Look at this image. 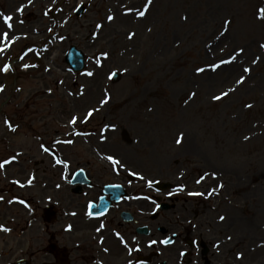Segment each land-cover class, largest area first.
<instances>
[{"label":"rangeland","instance_id":"374dc122","mask_svg":"<svg viewBox=\"0 0 264 264\" xmlns=\"http://www.w3.org/2000/svg\"><path fill=\"white\" fill-rule=\"evenodd\" d=\"M80 2L88 10L77 19ZM0 8L16 12L8 39L22 34L11 53H5V62L20 54L21 66L29 67L0 74V159L29 149L23 160L33 162L36 156L43 163L33 136L49 141L58 131H68L67 137L77 142L73 156L82 164H90L95 151L115 154L133 169L173 182L183 177L192 189L199 186L202 227L227 247L216 259L264 264V19L259 18L264 0H0ZM1 31L0 43L1 34L8 33ZM73 45L86 54L83 74H73L65 64ZM3 61L1 57L0 66ZM112 72L122 75L116 83L110 80ZM71 119H78L74 129L67 128ZM5 124L19 129L10 133ZM74 131L92 132L87 144ZM107 137L108 143H102ZM1 140L12 143V152L5 151ZM94 159L102 170L104 164ZM45 163L36 166L38 185L20 192L41 206L50 194L60 197L44 189V182L58 178L55 169L49 170V158ZM19 171L14 166L6 177L0 175L5 200L0 214H8L0 223L11 215L19 218L17 235L0 233L6 256L12 248L6 242L16 239L8 261L29 250L28 244L18 248V238L29 239L31 227L25 224L31 217L38 219L31 220L37 239L32 251L45 246L50 231L61 235L60 223L44 231L39 212L11 204L15 190L6 185Z\"/></svg>","mask_w":264,"mask_h":264},{"label":"flooded vegetation","instance_id":"af4514ba","mask_svg":"<svg viewBox=\"0 0 264 264\" xmlns=\"http://www.w3.org/2000/svg\"><path fill=\"white\" fill-rule=\"evenodd\" d=\"M128 197L127 199H123L120 203L115 204L111 208V217H110V223L111 227L118 226L121 228L123 234L129 235V240L134 239L135 241V258L131 261L130 264H164L165 260H168L174 264H179V260H175L177 258V254L175 251H177L178 247L175 245H181V243H184V241H187L186 234H177L176 240L174 244L172 245L173 248L171 250L162 252L158 250L157 252H152L150 254V247L156 248L155 244L150 243L149 239L145 235H138L136 233V228L141 225H148L149 220L153 223H158L159 221L166 220V216L163 214H156L155 216L149 217V211L151 208V204L148 199V191L145 187L142 185H134V186H125ZM102 194L101 189H98V193L93 197L94 201L97 200V198ZM69 201H73V198H68ZM123 213H130L132 220L135 224V235H132L134 229H133V223L128 222L124 223L122 221V215ZM102 219H97L93 221L92 227L97 228L101 224ZM109 221H107V224L110 226ZM149 226V225H148ZM163 227L162 225L158 224L157 229H160ZM189 234V233H188ZM102 235L104 233L102 232ZM133 236V237H132ZM153 238H157L155 234H153ZM84 245L85 240L79 241ZM162 242V240H161ZM71 244V243H70ZM203 243L200 242L198 245H202ZM72 245V244H71ZM80 248L78 253L77 260L80 264H99V261L97 259L88 260L84 259V256L87 254V246H83ZM159 245V244H158ZM171 246V247H172ZM104 248H106L109 251V256L106 258V261L108 264H127L128 260L132 258L133 254L131 253V244L128 246H123L119 242H116L115 240H110L106 238L104 245ZM89 248V245H88ZM162 248L161 245H159V249ZM93 249L98 251V254L103 253L101 251V247L98 245L93 244ZM73 254L75 253V250L72 249ZM194 253V252H193ZM191 253L186 264H212V261H207L203 257L202 253L200 251H196V254ZM82 258V259H81ZM194 258H198V261L195 262ZM75 260V256H74ZM176 261V262H175Z\"/></svg>","mask_w":264,"mask_h":264},{"label":"snow or ice","instance_id":"6c2138e0","mask_svg":"<svg viewBox=\"0 0 264 264\" xmlns=\"http://www.w3.org/2000/svg\"><path fill=\"white\" fill-rule=\"evenodd\" d=\"M29 2H31V0H29ZM148 3L150 4L151 3V0H148ZM22 10H23V8L18 9V11H22ZM138 14L140 16H143L145 13H144V11H140ZM259 18L264 19V8L259 9ZM3 19H4L5 23H7L9 27H11L12 17L11 16H4ZM108 19L111 20V19H113V17L112 16H109ZM4 36H5V38H7V33H5ZM233 59H235V57H233ZM225 62H227V61H222V63H225ZM218 66L219 65H215L214 67H218ZM4 70L7 71V67H5ZM199 71H203V69H199ZM245 71H250V69H245ZM89 74L91 75V73H89ZM237 82L238 83H242L243 82V77L239 81H237ZM227 94L228 93L225 92V93L222 94V96H226ZM214 98L215 99H221L222 97L221 96H217V97H214ZM248 107H251V105H248ZM89 115H91V113H89ZM182 139H183V134L181 133L180 134V138L177 140V143H181L182 142ZM108 159L109 160H114V158L111 157V156L108 157ZM114 162H117L118 163V161H114ZM2 166L3 165H0V167H2ZM221 219H223V217H221ZM0 227H2V226H0ZM4 230L7 231V229H4ZM153 243H155V241H153ZM164 243H168V241H164Z\"/></svg>","mask_w":264,"mask_h":264}]
</instances>
